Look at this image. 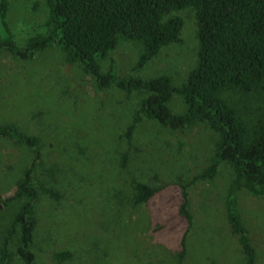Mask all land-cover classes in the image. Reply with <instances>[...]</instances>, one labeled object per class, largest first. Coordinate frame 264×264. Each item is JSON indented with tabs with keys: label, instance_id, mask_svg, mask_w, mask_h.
<instances>
[{
	"label": "rangeland",
	"instance_id": "obj_1",
	"mask_svg": "<svg viewBox=\"0 0 264 264\" xmlns=\"http://www.w3.org/2000/svg\"><path fill=\"white\" fill-rule=\"evenodd\" d=\"M8 1L7 20L17 44L44 31L47 0ZM171 15L183 20L180 41L138 67L140 45L120 40L100 59L101 70L113 62L123 77L167 74L173 85L184 82L197 62L196 14L186 7ZM146 96L144 90L98 88L94 77L68 63L54 45L32 59L0 55V125L14 123L36 135L40 148L36 160L33 147L0 136V248L24 198L9 205L1 200L35 161L32 185L38 188V180L43 181L61 197L39 191L33 208V264H56L54 253L66 249L73 254L61 264H177L183 247L185 264H244L238 235L227 221L233 167L223 162L213 178H196L209 165L218 133L203 121L172 130L144 117L128 138V126ZM169 106L174 113L187 108L176 93ZM136 181L158 187L148 202L134 204ZM184 192L190 219L180 212ZM237 205L256 264H264V195L241 188ZM17 243L15 235L6 264H23Z\"/></svg>",
	"mask_w": 264,
	"mask_h": 264
},
{
	"label": "trees",
	"instance_id": "obj_2",
	"mask_svg": "<svg viewBox=\"0 0 264 264\" xmlns=\"http://www.w3.org/2000/svg\"><path fill=\"white\" fill-rule=\"evenodd\" d=\"M8 0H0V55L12 53L22 59L35 58L48 46L60 48L70 64L95 78L100 89L116 86L127 92L144 90L127 136L142 118H150L172 130L186 128L198 121L214 129L219 140L209 165L196 178H213L223 162L234 171L226 199L227 221L238 235L245 255L244 264H256V250L237 205V191L247 189L264 195V0H47L48 18L44 31L31 34L23 45L16 43L7 20ZM191 7L197 20L198 51L196 65L186 80L173 85L171 77H123L112 62L106 72L100 59L120 40L140 45L137 66L142 67L160 49L181 39L183 20L171 15L174 10ZM176 93L187 106L184 113H174L169 103ZM231 93L246 97L238 101ZM251 101V103H250ZM0 136L34 148L40 158L39 138L21 131L14 123L0 125ZM131 139V138H130ZM123 165L127 154L123 153ZM35 161L23 171L14 190L1 200L4 204L24 198L12 215L0 248V264L11 257L8 244L18 235V253L23 264H33L31 244L35 236L33 211L39 191L55 199L59 190L38 180L32 185ZM134 204L145 203L158 187L136 181ZM186 192L180 212L188 219ZM9 205V204H8ZM185 236L182 245H185ZM71 250L54 253L56 264L72 256ZM186 250L178 252L177 264H185Z\"/></svg>",
	"mask_w": 264,
	"mask_h": 264
}]
</instances>
